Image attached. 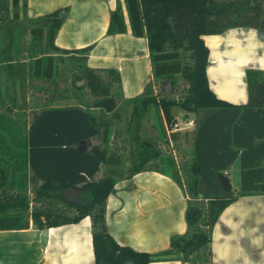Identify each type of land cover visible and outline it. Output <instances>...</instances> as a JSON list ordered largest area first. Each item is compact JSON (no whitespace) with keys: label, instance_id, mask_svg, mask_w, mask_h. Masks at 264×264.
Instances as JSON below:
<instances>
[{"label":"crops","instance_id":"crops-1","mask_svg":"<svg viewBox=\"0 0 264 264\" xmlns=\"http://www.w3.org/2000/svg\"><path fill=\"white\" fill-rule=\"evenodd\" d=\"M118 2L127 30L107 34L109 14ZM58 8L66 10L55 44L61 49L93 45L86 65L98 72L116 70L122 96L132 106L152 72L147 38L131 33L124 1L28 0L27 4L30 17ZM202 38L209 49L208 85L233 105L183 110V122L192 128L197 189L204 196L224 195L228 180L238 194L213 225L211 264H264V107L246 106V69L264 70V23L259 28L230 27ZM70 106L27 112L30 196L47 180L80 187L102 177L101 129L91 122L88 107ZM73 187L63 191L66 198L78 201L88 192ZM107 197V230L119 245L157 254L187 232V195L162 170L142 168L123 176ZM92 230L90 216L46 229L31 222L27 229L0 230V264H95ZM165 257L150 264H172Z\"/></svg>","mask_w":264,"mask_h":264},{"label":"trees","instance_id":"trees-1","mask_svg":"<svg viewBox=\"0 0 264 264\" xmlns=\"http://www.w3.org/2000/svg\"><path fill=\"white\" fill-rule=\"evenodd\" d=\"M123 1L131 33L147 38L152 72L144 93L132 99L131 118L139 113L140 102L142 111L152 107L155 114H159L161 123L172 131L177 123L172 114L175 105L186 112L202 107L233 105L218 97L208 85L206 66L209 49L202 36L222 33L230 27L259 28L264 23V0ZM27 4L28 0H0V230L27 229L31 222L38 229H46L77 223L90 216L95 264H150L156 257L180 254L182 257L179 258L185 262L192 257L194 264H211L213 225L221 211L238 197L229 181L227 194L201 195L197 189L198 162L195 157L192 162L185 160L180 164L169 156L161 155L158 164L149 165L158 154L141 158L143 152L137 154L141 156L140 164L123 174L119 169L123 160L117 144L108 147L113 140L112 124L108 120H97L91 111V122L101 129L102 148L98 157L103 173L100 180L86 182L80 187L47 180L32 196L29 195L27 112L30 109H48L51 106L49 99L56 96L65 98L70 93L67 87H61L56 81L58 56L84 62L87 86L95 95L90 108H99L101 114L112 112L117 116L114 112L117 99L110 86L100 85L98 71L86 65L93 45L61 49L55 44L56 33L64 20L60 13L66 9L58 8L30 17ZM109 15L107 34L126 32L127 23L120 2ZM110 72L114 81L119 82V73L116 70ZM177 75L188 86L181 99L153 94V81L158 78L173 80ZM38 84L44 92H48L47 98L44 103L28 106L26 87ZM246 84V106L264 107V70L246 69ZM170 133L173 141L180 134L177 130ZM142 168L162 170L187 195V232L172 239L169 247L157 254L119 245L106 225L107 196L113 192L119 179L129 177ZM68 187L87 190L91 201L83 204L65 198L62 192Z\"/></svg>","mask_w":264,"mask_h":264},{"label":"rangeland","instance_id":"rangeland-1","mask_svg":"<svg viewBox=\"0 0 264 264\" xmlns=\"http://www.w3.org/2000/svg\"><path fill=\"white\" fill-rule=\"evenodd\" d=\"M57 65L59 68L56 73V81L61 87H67L70 93L67 96L65 95V98L56 96L53 97L52 100L49 99V104L53 106L82 105L88 107L97 120H108L113 126V140L108 147H114L117 144L116 147L117 149L119 148V154L123 160V164L119 169L124 172L123 174H127L128 170L140 164L141 156L138 157L137 154L142 152L141 158L152 157L154 154H158V156L152 158L149 165L158 164L161 155L169 156L180 164L185 160L192 162V128H189V125L183 122L184 111L180 106L175 105L172 109V113L176 115L180 121L179 122L176 118L179 124L174 126L172 131H170L165 123H161L159 114H155L152 107H148L145 111H142L143 107L140 105V102H138L140 108L139 113L131 118L132 106H129L128 101L123 98L121 89L117 82L114 81L113 74L108 71H101L98 72L101 80L100 85L110 86L119 103L116 110L117 116L112 112L100 114L98 110L89 107L95 99V95L92 94L87 86L88 77L85 71H83L84 62L69 59L68 56H58ZM152 85V87H154V95L171 99H181L188 87L186 82L179 75L175 76L173 80L158 78L153 81ZM40 86V84L35 87L27 85L25 94L28 106L39 105L45 102L48 92H44ZM175 130L180 134L178 139L173 141L169 134H171L170 132H175ZM185 131H188L187 137L185 136ZM75 196L77 195L75 194ZM78 198H82L78 199V202L83 204H87L91 201V197L87 192L82 193L81 197ZM179 257H182V254L179 256L168 255V257L165 258L172 264L177 261H179V264H194L192 262V257H190L191 260L189 259L187 262ZM202 257H204L203 253Z\"/></svg>","mask_w":264,"mask_h":264},{"label":"water","instance_id":"water-1","mask_svg":"<svg viewBox=\"0 0 264 264\" xmlns=\"http://www.w3.org/2000/svg\"><path fill=\"white\" fill-rule=\"evenodd\" d=\"M64 16H65V13L64 12H61L60 13V17L61 18H64ZM69 188V187H68ZM66 190H68V189H66ZM62 194H63V196L65 197V194H64V192H62ZM66 198V197H65ZM69 199H72V198H69Z\"/></svg>","mask_w":264,"mask_h":264},{"label":"built area","instance_id":"built-area-1","mask_svg":"<svg viewBox=\"0 0 264 264\" xmlns=\"http://www.w3.org/2000/svg\"><path fill=\"white\" fill-rule=\"evenodd\" d=\"M186 124H189V123H186ZM177 125H178V123L175 124V126H177Z\"/></svg>","mask_w":264,"mask_h":264}]
</instances>
